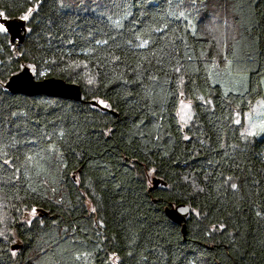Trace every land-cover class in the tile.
Here are the masks:
<instances>
[{
	"label": "trees",
	"instance_id": "1",
	"mask_svg": "<svg viewBox=\"0 0 264 264\" xmlns=\"http://www.w3.org/2000/svg\"><path fill=\"white\" fill-rule=\"evenodd\" d=\"M29 8L0 33V264H264V0H0ZM25 65L85 101L11 93Z\"/></svg>",
	"mask_w": 264,
	"mask_h": 264
},
{
	"label": "water",
	"instance_id": "2",
	"mask_svg": "<svg viewBox=\"0 0 264 264\" xmlns=\"http://www.w3.org/2000/svg\"><path fill=\"white\" fill-rule=\"evenodd\" d=\"M6 23L9 31L7 32L12 44H23L27 33L28 24L21 21L19 17L8 18ZM5 87L14 94H22L28 97L46 95L49 97H59L77 102H84L86 97L81 85L77 82H70L57 76L37 78L32 69L25 65L23 68L12 74L5 84ZM93 105L101 106L97 100L89 101ZM106 109V108H105ZM117 114V113H116ZM168 183L160 177H154L150 190L153 188H166ZM172 221L182 224L183 232L186 234V223L190 217L191 208L189 205H174L170 203L165 209Z\"/></svg>",
	"mask_w": 264,
	"mask_h": 264
},
{
	"label": "snow or ice",
	"instance_id": "3",
	"mask_svg": "<svg viewBox=\"0 0 264 264\" xmlns=\"http://www.w3.org/2000/svg\"><path fill=\"white\" fill-rule=\"evenodd\" d=\"M32 15H33V9L29 8V9L26 10L24 15H21L19 17V19L21 21L27 22V21L30 20ZM7 20H8V14L3 12V11H0V21H7ZM8 31H9V29L6 26V23L0 22V33H7ZM28 31H31V29H28ZM141 46H144V45H141ZM91 82L92 81L89 80V83H91ZM179 95L183 96L184 93L181 92ZM199 99L202 100L203 97H199ZM98 103L100 105H102L104 108H109L110 107V105L107 104L103 100L98 101ZM191 109H192V105H191L190 102L189 103H185L183 100L180 101V107H179V111L177 112V115L180 117L181 121L187 122V121L192 119L193 113H192ZM239 115L240 114L237 113V116H239ZM248 120H249V126H248L247 129H245L244 132L241 133L242 137L257 136V135H260V134H264V122H261L259 124L253 123L251 116L248 117ZM234 122L237 123V124H240L241 120L240 119H236ZM185 138L187 139V137H185ZM232 187L235 188L236 185L233 184ZM92 211H95V209H92ZM31 214L33 216H35L37 214V209L33 208L31 210ZM28 223H31V221H28ZM0 235H3V233H0ZM13 255H15V253H13Z\"/></svg>",
	"mask_w": 264,
	"mask_h": 264
},
{
	"label": "rangeland",
	"instance_id": "4",
	"mask_svg": "<svg viewBox=\"0 0 264 264\" xmlns=\"http://www.w3.org/2000/svg\"><path fill=\"white\" fill-rule=\"evenodd\" d=\"M185 103H191L192 105V113H194V110H193V102H191V100L189 99H186V98H183L182 99ZM251 116L252 118V122L253 123H258V121H261V119L263 120V116H264V100H259V101H256L254 103L251 104V108L250 110L247 112V115H246V129L248 128L249 126V120H248V117ZM193 117V116H192ZM239 119L241 120L240 116H239ZM181 120V119H180ZM183 125H187L188 123L191 122V120L187 121V122H184V121H181ZM264 122V121H263ZM261 123V122H259ZM253 137V136H251ZM153 177V176H152ZM151 177V178H152ZM151 182H152V179H151ZM152 184V183H151ZM3 211V212H2ZM29 218H33L34 216L31 214V212H29ZM8 215L7 213L0 209V233H3V235H0V238H4L7 234V230L9 231V224H8ZM12 221V220H11ZM16 240V239H15ZM19 240H16L15 243H18Z\"/></svg>",
	"mask_w": 264,
	"mask_h": 264
}]
</instances>
